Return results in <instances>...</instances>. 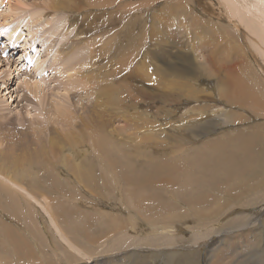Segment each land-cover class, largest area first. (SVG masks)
I'll return each mask as SVG.
<instances>
[{"label":"rangeland","instance_id":"1","mask_svg":"<svg viewBox=\"0 0 264 264\" xmlns=\"http://www.w3.org/2000/svg\"><path fill=\"white\" fill-rule=\"evenodd\" d=\"M22 1L24 2L25 6L21 5V7L23 6V8L20 9L19 16L22 18H26V16H29V15L33 18L35 17L38 19L40 25L43 24L45 19H47V20L51 19L50 23L55 22V24L57 25V32H58L59 36H63L62 42L65 44L66 43H71V44L74 43V44H77L76 47L81 48L83 46H86L84 49L85 51L86 50L94 51L95 49L92 48L90 46V44H91L92 40H97V38H98L97 45L99 46V48L100 47L102 48V50L101 49H99V50H101L102 53H103V49H104V51H106L103 54L102 53L99 54V58H100V59L98 58L100 61L99 65L103 64V62H105V61H106V64H104L103 68H101L102 65L100 66V70H102L103 74L99 70L98 72H95L94 77L98 78V76H99V79H101V76H102V79H101L102 82L99 81L98 83H95L89 79L90 82H89V80H87L88 83L86 81H84L83 83L87 84V86L89 84V87L92 85H93L92 87H95L96 85H98L100 87H103V89H104V86H106L107 83L109 82L108 80L110 78H112V80L110 79V82H112V83L109 84V86L111 87V90L109 89L110 88L109 86H108L109 88L105 89L106 93L108 95L109 94L110 95L105 96L106 93L104 92V90H101V91L104 92L105 94L102 92H101V94L99 93L100 96L102 94L105 96L104 97L102 95L101 101H99V102H101V104H100L101 109L98 108V107H100L99 103H96V106H92V107H96V108L100 109L105 115H110V116L113 115L114 118L116 119L114 123L116 125H121L120 128L118 129L119 130V136H118L119 138L117 139V145H116L117 153H116V151H114L113 155H115V156L118 155V158L124 157L123 160L120 159L121 162L128 163V165H126L127 168L125 170L129 174L132 173L131 174L132 178L136 179V181H137L135 183L130 182V180L132 179L131 178L129 180V182L132 184V186L135 188H137L138 186L144 187V189L140 193L141 197H143V196L145 197L143 199L144 200L143 207H146V208L148 206L153 207L154 209L152 211L157 212V213L155 212V214L163 213L166 209L177 208V210H179L182 214L184 213V211H186V213L189 216L186 218H172L171 220L168 218L166 220L160 219V218L155 219V218H151V216L147 217L146 215H145L146 219H143V217L139 216L140 217L139 219H142L139 221L140 224L138 227V229L141 233H138L137 236L140 235L139 238L145 239L146 243L147 242L148 243L144 246H141L139 244L137 245V243H139V242H137L138 239L135 238L134 234H132V236H131L132 240L130 238L129 239L127 238V240H123V244H120L119 246H115V250H113V251H110L114 247V245L111 243V241H114L115 239H117V237H112V238L110 237L113 231L112 230H110V231L105 230L106 232L105 231L100 232V226H99L100 223L98 221L95 222V220H92L93 221L92 222L93 223L92 231L94 233V237L97 239L95 245H90L89 243H86L87 237H85L81 234H75V233L70 234L71 233L70 231H68L69 233H67L70 237V240L73 241L75 246L79 247V245H77L76 243H80L81 246L84 247V249L88 248L87 250L91 251V254L87 253V256L79 255L78 253H74L73 251L70 252L67 248V250L64 249V251H66L65 257H67V259H69V256L72 257L71 258L72 262H68L66 260V258L64 257L63 253L61 252V253H59V259L62 260V262H60V263L61 264H90V263L92 264L94 262L100 261L103 257H111V256H114L113 254L116 255V254L126 253L128 255V260L126 263H123V264H128V263H130V264H208V255L210 252V248L213 249V247H214V248L221 249V250L224 249L223 244L226 241L227 242L230 241V238H231L230 233L231 232L237 231V233L239 232V234H241V232H243V233L246 232V229H247L248 230L247 233L252 235L251 240H253L254 237L256 236L255 238H256V240L258 239L259 243L257 242L256 244H253L254 246L250 245L249 248L247 246L243 245L244 246L243 249H241L237 252H233V254L225 252L226 254H224V255L228 256V257H226L228 259L229 258L237 259L240 257L239 261H242L244 264H261V263L263 264V262H264V184H261V183L258 184L259 181L258 182L253 181L256 184L252 183V189L248 190L247 193L245 192V194H243V196L238 197L237 200H236V198H234L235 196L233 194H234V192H236L235 187H236V190H237V188L238 189L240 188L239 183H240V181H242V179L245 180L251 176H258L261 174V170L264 169V128H263L264 113H263V116H261L260 112L256 111L252 104H247L245 107H233V108L229 107L230 102L226 98H224L220 95V92L218 89V83L222 82V79H223L222 77L225 76V75H223V73H221L222 75L221 74L219 75L220 77H217V76H208V77L202 76V77H200V79L197 80V82H195V83H198V86L196 84L195 87H194V85H193V87L196 90L195 93L199 94L201 97H197L195 99L193 98L194 96H192V98H187L184 95H181L180 97L174 99L172 102H169V101L163 102L161 99H158L155 101H150V100H146V99L137 98L140 100L138 103L139 105L137 106L136 103L132 104V102L129 100V99H131L133 102H135L134 96H128L129 92L136 94V92L134 90L135 87L147 90L151 93H153V92L155 93L157 91V87L167 88L172 83V80L174 77L171 76L170 78H172V79L168 78L167 72L165 70V64L169 61L171 63H174V62L177 63L178 62L177 55L181 51L182 52H189V53H192V55H193L195 53L194 48L200 47L199 50L197 48L196 57H199L200 59L203 58L204 61L202 63H207V62H209L208 60L211 59L215 62H218V65L222 66L224 71H226V72L229 69L233 70L232 68L235 67V69L233 71H235L236 75L241 79V81L245 84V86L249 88V91H251L253 94L259 95L260 97H264V37H263V39H260V38L256 37L257 36L256 34H254L252 32H248V30L245 28V26H248L251 23L250 16H246V19L244 20V23L242 24L243 25L242 26L241 23L239 24V20H237L238 19V13H236L234 16L237 15V18H234V16H233L231 18V20H232V22L234 21V19L237 20V21H234L233 23L236 24V22H238L239 25L236 24V26H234V24L231 23V21H228V16H227L226 12L225 11L222 12L223 7L218 4L219 0H189V1L188 0H182V2H181V0H122V1L116 0L114 3H108V5H105V4L102 5L101 4L100 7L99 6L98 7L94 6L92 8L84 7L79 12H77V11L72 12L71 10H64L63 12L60 11L58 13H56V12L54 13L51 10H46V11H43L41 13V15L36 14V12H32V10L36 9V6H37V3L39 2V0H25V1L22 0ZM79 1L84 2V3H88L90 0H86V1L85 0H79ZM98 1H100V0H98ZM126 1L131 2V3L134 2V4H136V7H134V8H136L134 10V12H137V13H144L145 12L142 15L143 16L145 15L144 16L145 18H147V16H148V19H144L146 21V26H145V23L140 22L141 21L140 17L133 15L134 18H137V21H135L134 19L132 20L130 15L128 17L126 16V12L124 11V9H126L128 7H125V6L119 4V2H122L124 4V3H126ZM141 1L143 2V4ZM146 1L148 3H144ZM199 1H201L203 3H199ZM221 1H223V0H221ZM8 2L12 3L11 0H9ZM204 2L207 3L208 6ZM29 3H31L30 5H32L31 8H29L30 5L27 6ZM15 4H16V2H15ZM214 4H216V5H214ZM0 6H1L0 7V16H1L3 14L1 10L4 9L5 5L2 6L0 3ZM172 6L174 9L172 8ZM205 6H207V7H205ZM209 6H210V8H209ZM230 6L232 8H235V6H233L232 3ZM168 7H169V9H168ZM144 9H146V10L143 11ZM212 9H214V10L212 11ZM219 9L221 10V13H223L224 15H220V14H219L220 16L214 15V11L216 13H220ZM171 10H173V11L171 12ZM208 10H209V12H208ZM18 11L19 10H17L15 13L14 12H9V13H11V14H13V16H15L16 13H18ZM120 11H122V12H120ZM119 12H120V14H119ZM129 13H130V11H128V14ZM244 13H248V11L245 10ZM56 14H57V16H56ZM182 14H183V16H182ZM186 14L188 15V17ZM191 14H192V17H191ZM194 15H195V17L196 16L197 17L195 18ZM38 16H41V17L39 18ZM120 16H121V18H117ZM171 16H172V21L175 23L174 26L168 27V28L164 26V28H163L162 25H165L166 23L163 24L162 21L167 22L170 19V18L167 19V17H171ZM181 16H182V18H180ZM193 17L196 19L197 22L195 21V19H193ZM33 18L31 20H29V17L24 19L25 20L24 24L26 26L30 27L31 22L34 20ZM158 20H160V22ZM177 20H187L188 24H189L188 25L189 28L187 27V29H189V32H187L188 31L187 29H183L184 30L183 31L179 27V25L176 23ZM255 21L256 20L254 19V22ZM154 22L155 23L158 22V23L155 24ZM219 22H220V24H219ZM96 23L98 24L97 30L96 29L95 30L89 29V28H92L91 25H94ZM36 24H37V22L35 23V27H36ZM142 24H144L145 29H147V30L144 29V35L145 36H142L143 32L140 30V27H141L140 25H142ZM191 24H193L192 26H194V27H192ZM2 25H0V29H1ZM131 25H132V27H131ZM47 26L44 27V31H43L44 34H42V35H43V37L45 36V39L47 38L48 42H49V41L54 40L55 37L49 35L50 32L46 29ZM152 26H154L155 30L152 28ZM237 26H238V29L236 28ZM259 26L264 28V25H262V24H260ZM8 27L11 29L10 25H8ZM35 27L33 26V29H35ZM123 27H125V30L127 28V30H126L127 37L126 38H124L120 34V32L118 31L119 28L122 29ZM130 27L133 28V30L135 28L137 29V30L135 29L132 36H130V34H131ZM196 27H198V28L200 27L199 29H201L202 31ZM192 28L193 29L195 28V29L193 30ZM204 28H205V30H204ZM232 28H233V30H232ZM239 28H240L241 33L239 32ZM222 30L224 31V34H223ZM39 31H40V29H38L36 32L33 31V33H32L31 31H29V30L26 31L24 28L21 29L20 26H18L16 33H18V34L20 33L22 35H25L24 39L25 40L28 39V45L30 46V51H29L30 53L28 52V54H26V55L24 54V57L21 61L23 65L19 64V63L15 64L11 60H7V59H2V60L6 61V62L9 61L8 64L0 63V68H1V70H3V72L1 71V73H0L1 76H3L5 74L4 71L8 69L7 68L8 66L11 69V70H9L10 75H9L8 79H3L4 81L5 80L9 81V79H10L9 83L6 82L5 84H3V83L0 84V90H1L0 91V123L3 122L4 125L8 128V130H10L11 128H13L14 131L17 130L14 128L13 123L14 124L18 123V119H21V118L23 120L28 119L27 117H24V115H28L29 117L36 118V119H38V121L46 120L47 117L49 118L48 114H44V112L46 113V110L49 107L53 108V103H50V100H49L52 98L54 99V100L52 99L53 102L56 101L55 103H57L60 100L61 104L63 105V108L64 109L67 108L68 111L70 110L72 112L73 106H74L72 104V102L74 104H76V103L79 104L78 99L80 98V96H74V95H72V93L74 92L73 94L76 95L79 92L78 90L81 91L84 88L85 89L89 88L87 86L82 87L76 83L75 86L78 87V90H77V88L74 89L75 91L70 89L69 94H71V95L68 94L67 95L68 97L64 96L63 93L59 94V92H56V90L58 88H61V86L63 85L62 82H64L66 79V78H62L63 75H61V72H63L62 71L63 67L62 66L60 67L57 65L54 68H50L49 66L48 67L43 66V63L45 61H48L49 59H53L55 57L54 53L57 52V49L60 48L62 44L59 43V44L55 45L53 47V50L51 48H45V46H43V43H42L43 39L41 37H38L36 39V36H37L36 34ZM180 31H181L182 35H181V33L179 34ZM207 31H210V32L207 33ZM262 31H264V30H262ZM262 31H260V33ZM29 32L31 35H34L33 38H31V36H29V34H28ZM110 32L113 35L111 37H110V35H111ZM137 32H139V34ZM163 32L164 33L166 32L165 34L167 36ZM199 32H202V33H199ZM193 33H195V34L193 35ZM197 33H198V35H197ZM242 33H245V34L243 35ZM246 33H247V38L245 37ZM250 33H252V34H250ZM153 34H154V36H152ZM189 34H190V36H189ZM227 34H229L230 36L232 35L233 38L229 37V35H227ZM114 35H116V36H114ZM204 35H206V37H204ZM218 35L221 37H219ZM168 36H169V39H168ZM201 36L203 37V39ZM135 37L137 40L139 39V41H141V42L138 44H135L134 42L132 43V41H128V45L130 46L131 50L136 51L137 56L140 55V54L138 55V51H140V53L142 51L147 52V60H145V61H147L146 63L149 64V62H150L152 64V62H153L154 65H157V70H156L157 72L156 71L154 72V76L152 78H149V79L144 78L142 76V73H140L139 71H136L135 74L131 75V72H129L127 70V68H124L121 71L122 73L125 72V74L124 73L118 74L117 70H115V69L112 70L111 72L109 71V70H111L110 67L115 68L116 63H117V66L119 67L118 64L120 63V61H119L120 57H119V55L115 54L114 52H115V50H117L120 47L121 39H123L125 42H127V40H130L131 38H135ZM143 37H144V41H143ZM208 37H210V38L212 37L211 40H213V38H216L215 39L216 41H214V40L211 41L213 43L212 44L210 42V38L208 39ZM225 37L228 41L225 39ZM248 37H251V38H248ZM253 37H255V38H253ZM160 38H161V40H160ZM31 39H34V40H31ZM253 39H256V40L253 41ZM107 40L111 44L108 43ZM200 40H201V43H204V44L201 45ZM218 40L220 42H218ZM104 41H106L105 42L106 46L104 45L105 43H103ZM154 41H155V43H154ZM156 41L158 42V44H156L157 43ZM172 41H173V43H172ZM222 41H223V43H221ZM249 41H250V43H249ZM3 42H4V39L0 38V48L3 47ZM161 42H164L165 44L162 43L163 45L161 46ZM227 42H228V44H227ZM22 43H24V42H22ZM208 43L211 45H209ZM113 44H115V45H113ZM242 44L244 45V47ZM46 46H47V44H46ZM103 46H105V47H103ZM163 46H164V48H163ZM110 47L112 48V50ZM134 47H136V48L134 49ZM151 47H153L154 49ZM220 47H221V49H219ZM105 48H107L108 50H106ZM192 48L194 51L192 50ZM54 49H56V52ZM213 49L215 51H213ZM74 50H75V48H74ZM74 50H72V51H74ZM200 51H203L205 53V55H204V53H201ZM13 52H17V55H15ZM7 53L10 56H13V58L15 60L19 56L18 55L19 51L17 49H11ZM225 53L226 54L228 53V54L226 55ZM229 53H231L233 55H231ZM77 54H80L83 57L82 51L80 52L78 50ZM113 56H115V57L113 58ZM106 57L108 59H106ZM234 57H235V59H233ZM32 58H34V65L33 66L30 64L31 63L30 60L32 61ZM115 58H117V59H115ZM127 58L128 57H126L124 61H126ZM84 60L85 59L82 58L81 60L78 61V63L80 65H83V67H81V69L79 68L78 71H82V68H84V66H86V65H88V68L93 67V65L91 63H88L89 60L88 61H86V60L84 61ZM109 60H110V62H109ZM114 60H116V62ZM17 61L20 62V60H17ZM111 62H113V63L110 66L108 63H111ZM228 62L232 63V64L230 65ZM13 63L16 65L15 67L13 66ZM135 65H136V68H139V66L141 65L139 57H137L136 61L134 62V66ZM227 65H229V66H227ZM203 66L207 67L208 63L204 64ZM230 66H232V67H230ZM226 68H228V69H226ZM35 69H38V71H36ZM51 70H52V75L50 76V79L47 80V75L51 72ZM148 70H146V77L148 74L152 73V71H150V70L148 71ZM73 71L75 72V70H73ZM73 71H71V72L73 73ZM162 71L163 72L165 71V72L163 73ZM112 72H114V73L116 72V73L114 74ZM172 74H174V73H172ZM115 75H117V76H115ZM119 75H121V76L119 77ZM18 76H20V77L18 78ZM130 76H132V77H130ZM24 77H27V78L28 77L29 78L37 77V79H39V80H44V84L43 83L42 84L45 86V89H46V87L49 88V86H51L52 88L56 87V89H54L55 90L54 92L53 91L50 92V91L46 90L48 93V96L50 98L47 97L48 98V100H47V98L45 97V101H44V98L40 100V98H39L40 93H37L38 95L37 94L36 95H31V94L25 95L22 93V89H25L26 86H24L20 83V81H23ZM104 77L108 82L104 79ZM202 78H204V79H202ZM74 79L67 80V81H69V82L73 81V80H74L73 82L77 81L76 80L77 77H74ZM159 79H160V81H159ZM11 81H14L13 85H12ZM200 82L202 84H200ZM93 83H95L96 85H94ZM5 85H7V86H5ZM111 85H113L114 87H112ZM152 85H154V86H152ZM12 89H15L14 92H12ZM100 89H102V88H100ZM107 90H110V92L108 93ZM207 90L213 95H210V93H207L208 92ZM114 92L120 93L122 95V97H124L123 93L125 92L126 96H128V98H129L128 99L129 101L125 100V99H120V100L115 101L113 99V93ZM9 93H11V94H9ZM200 93H204V94H200ZM46 96H47V94H46ZM72 96H73V98H72ZM182 96H183V98H182ZM103 97L105 98L106 102L102 101V99H104ZM106 97H108V99ZM55 98H57L58 100ZM196 100H198V101H196ZM199 100H202V101H199ZM89 101L92 102V98ZM149 101H150V103H149ZM174 101H177V102H174ZM102 102L104 104L103 107H102ZM152 103H153V105H152ZM105 105H106V109H105ZM111 105H112V107H111ZM108 106H110V110H108L109 109ZM68 107H69V109H68ZM113 107L115 108L114 112H113V110H111V109H114ZM160 107H162V108H160ZM249 108H251L256 113L252 112V110ZM190 110H192V111H190ZM109 111H111V113H114L115 115L114 114L111 115V113ZM210 111H211V114H210ZM135 113L137 115H139L140 117H138ZM222 114H224V115H222ZM142 117H144L145 119H143ZM123 119H125L126 121L125 120L123 121ZM127 119H129V120H127ZM56 121H57V119H56ZM54 124H55V122H54ZM59 125H61L60 123L58 124V127L61 128L62 125L61 126H59ZM223 125H225V126H223ZM17 126L20 128H25L22 125H17ZM177 131H179V132H177ZM17 133H18V131H17ZM191 134L194 136L197 135V136H195L196 138L194 136L190 137ZM31 144H33V142ZM227 147H230L232 151ZM249 147L252 149H250ZM233 151H236V152H233ZM92 152H94V149L92 150ZM244 153H246V154H244ZM232 156H234V157H232ZM153 157H157V158H159L160 161L162 160V162L167 163L166 164L167 167L165 166L164 168L163 167L158 168V170H160V171H156L154 168V165H151L152 170L154 172H150L149 170H146L145 166L147 164V160L149 158H153ZM204 157H205V159H204ZM98 161L100 162V160H98ZM176 161H178L177 164H176ZM169 162H171L172 165ZM231 163H232V165H231ZM55 166L58 169H62L56 164H55ZM166 169H168V170L166 171ZM134 172H135V174H133ZM138 172H139V175H138ZM169 173H172V174H169ZM63 174L65 176H63ZM174 174H175V176H174ZM136 175H137V177H136ZM145 175H150L152 181L143 183L142 177H144ZM219 175H221V176H219ZM202 176H203V178H202ZM225 176H226V178H225ZM204 178H205V180H204ZM62 179L63 180L67 179V181H66L68 183L67 185L72 186L71 188H73V189H72V191L67 192L65 195L63 193L62 195H57L56 197H61V199L67 200L68 204H71V203L76 204L75 207L81 210V212H78V213H81L80 215L85 214V212L88 214H94L96 216H98L99 214H103V213H109V214L113 215L116 211L115 208L116 209L121 208V210H119V212L121 214H124L123 212H126V210L124 208H122L119 205V203H116L117 206L114 205L115 200H117V197H115V200L110 199L107 190L102 191V193H103L102 197L96 196L95 194L90 193L87 189L83 188V186L80 187L78 182L75 181V177L72 175H68L67 171L65 169L62 171L60 177L55 179V182L56 183H62L63 182ZM201 179H202V181H201ZM158 180L160 182H157ZM189 181L191 183H189ZM138 182H140L142 184L137 185L136 183H138ZM168 182L169 183L174 182V183H172V184L170 183L171 184L170 185ZM227 182H230V183L223 185ZM188 183L191 184L192 186L189 185ZM204 183H206V184L204 185ZM147 184H148V186H147ZM155 185L158 187H156ZM220 185H221V187H220ZM70 186H68V189H70ZM190 187H192L193 190H190ZM261 192H262V194H261ZM67 194L69 196H67ZM180 194H182V195H180ZM228 194L231 196H229ZM73 196H75V197H73ZM182 196L183 197L184 196L198 197V198H196L197 199L196 201H202V200H205V201L192 202L191 205L193 207H191L190 203L187 200L183 199ZM52 197H54V196H52ZM224 197L225 198L227 197V198L225 199ZM262 197H263V199H262ZM74 198H76V199H74ZM207 198H208V200H207ZM229 198H231V199H229ZM224 199L228 200V201L223 202ZM233 199H234V201H233ZM230 201L231 202L233 201V202L231 203ZM239 205H240V207H239ZM35 206H36L37 210L34 211V218L36 217L35 219L40 221L42 224H43V220H44V222H46V220L50 222V218L47 216V214L43 210V208H40V206H37L36 204H35ZM208 206H215L217 209H223L224 211H222V213H220L219 215H217L216 217H213L211 219H209L207 217L205 218V215L204 216L203 215H200V216L195 215V213L193 212V211H198V212L200 211L199 208H197V207L203 208V207H208ZM71 208H70V210L74 211V208L72 206H71ZM239 209H240V211H239ZM133 213H136V212L132 211L131 215ZM242 213H244V214H242ZM228 216H229V218H228ZM0 219L4 222V224H7L9 222V224H7V225H11L17 232H21V234H23L24 231H29L30 223L28 221H23V222L11 221L14 219H12L10 216H8L1 209H0ZM157 219H159V220H157ZM251 219H252V221H251ZM148 220H150V221H148ZM172 220H174V222ZM144 221H146V222H144ZM164 221H171L172 223H168V222H164ZM209 221H211L210 224H209ZM12 222L14 224H12ZM121 222H124V219ZM162 222H164V223H162ZM149 223L154 224V225H158L159 223H161L168 229H170V227L173 225L174 226L177 225L178 227H181V233L179 235L175 236V237L178 236V238H173L169 234L165 235L163 233H161L159 236H157V234H156V236H155L152 232H149L150 231V229H149L150 226L148 225ZM46 224H47V222H46ZM19 225H21V226L23 225V226L20 227ZM211 225H213V226H211ZM247 225L249 226V228H247L248 227ZM125 226L128 227V225H124V227L121 228L122 231H117V233H115V234H126L127 237L130 236L132 231L130 228L128 229ZM208 226H210L211 228H207ZM22 230H24L23 233H22ZM143 230H144V232L146 231L149 233H147V235L144 236L145 234L142 233ZM194 230H196V231H194ZM163 231H165V230L163 229ZM45 235L49 236V241H51V242L57 243L56 240H58V241H61L62 243H64V241H62L58 237V235L56 234V232L53 228H51V231L48 230V233L46 231ZM71 237H73V239ZM172 238H173V242L171 241ZM162 239H164V240H162ZM260 239H262V240H260ZM52 240H54V241H52ZM74 241H76V243ZM128 241H129V243H128ZM158 241H159V243H158ZM199 241H200V243H199ZM135 242H137V243H135ZM151 242H153V243L151 244ZM35 244H36V246H38L37 243H35ZM88 246H90V247H88ZM99 246L101 247V249H107L108 252H106V253L102 252L103 253L102 254ZM111 246H112V248H108ZM59 247L62 248V246H59ZM79 248H81V247H79ZM118 248H119V250H118ZM94 249H95V251H94ZM241 251H243V253ZM261 251L263 252V254ZM192 252H194V253L192 254ZM245 252H246V254H245ZM48 253L49 254H45V255L50 256L51 251L49 250ZM99 253H101V254L99 255ZM235 253H237V255ZM94 254H96V255H94ZM258 254L260 255L259 257H258ZM73 255L78 260L73 258ZM244 255H245V257H244ZM88 256L91 258H88ZM167 257H169V258H167ZM196 257H198V258H196ZM60 263H55V264H60Z\"/></svg>","mask_w":264,"mask_h":264},{"label":"bare ground","instance_id":"2","mask_svg":"<svg viewBox=\"0 0 264 264\" xmlns=\"http://www.w3.org/2000/svg\"><path fill=\"white\" fill-rule=\"evenodd\" d=\"M8 1L9 0H0L1 5L2 6L5 5L4 9L1 10L3 14L0 16V22H1L0 25H2L4 23L1 26V29H0V38L4 39L3 47L0 48V50L8 52L11 49H17L19 51V53H18L19 56L17 57L16 60L13 58V56H10L8 54V56H9L11 61H14L15 64L16 63L22 64L21 61H22V59L24 57V54L26 55L30 51V46L28 45V39H26V40L24 39L25 35H22L20 33L19 34L16 33V30L18 29V26H20L21 29L24 28L26 31H28V30L31 31L32 33H33V31L36 32L38 29H40V31L37 32V34H36L37 35L36 39L38 37H41L43 39V41L47 44V46H46V44L42 41L43 46H45V48H51L53 50V47L55 45H57L59 43L62 44L61 47L57 49V52H56V49H54L55 52H56V53H54L55 57L53 59H49L48 61H45L43 63V66H45V67L49 66L50 68H54L57 65L60 66V67L61 66L63 67V70H62L63 72H61V75H63L62 78H66V79H65L64 82H62L63 85L61 86V88H58L56 90V92H59V94L63 93L64 96H67L70 93V89L74 90V89L77 88V90H78V87L75 86L76 83L83 87V86H87V84H84L83 82L86 81L88 83L87 80H89V79L91 81L95 82V83H98L99 81L102 82V80H101L102 76H101V79H99V76H98V78L94 77L95 76L94 75L95 72H98L100 70V66L102 65L101 68H103L104 64H106V61H105V62H103V64L99 65V62H100L99 61V59H100L99 58V54L102 53V51H101L102 48L101 47L99 48V46L97 45L98 38H97V40H92V42L90 44V46L95 49L94 51H91V50H86L85 51L84 49H85L86 46H83V47L80 48V47H76L77 44H74V43L73 44H71V43H66L65 44V43L62 42L63 41V36H59V34L57 32V25L55 24L54 21H53L54 23H50L51 19L50 20L45 19L43 24L40 25L37 18H35V17L33 18V17H31L29 15V16H26V18L29 17V20H31L33 18L34 20L31 22L30 27H28V26H26L24 24V22H25L24 19H26V18H22V17L19 16L20 9L23 8V6H25L24 2L22 0H11L12 3L8 2ZM115 1L116 0H100V1H98V0H90L88 3H84V2H80L79 0H39V2L37 3L36 9L32 10V12H36V14H38V15H41V13L43 11H46V10H51L54 13L55 12L58 13L60 11L63 12L64 10H71L72 12H75V11L79 12L84 7H86V8H88V7L92 8L94 6L95 7H98V6L100 7L101 4L102 5H104V4L108 5V3H114ZM15 2H16V4H15ZM181 2H182V0H181ZM144 3H148V2L146 1ZM199 3H203V2L199 1ZM231 3L233 4V6H235V8H232L230 6ZM30 4L31 3H29L27 6H29ZM119 4L123 5L125 7H128L126 9H124V11L126 12V16L127 17L130 15L132 20L134 19L135 21H137V18H134L133 15L138 16V17L141 18L140 22L145 23V26H146V21L144 19H148V16L146 15L147 18H145L144 17L145 15L144 16L142 15L145 12L144 13L134 12V10L136 9V8H134V7H136V4H134V2L131 3V2H127L126 1V3H124V4L122 2H119ZM142 4H143V2H142ZM205 4L207 5V3H205ZM218 4L223 7L222 12H224V11L226 12V14L228 16V21H231V23H233L234 21L239 20V24L241 23V25H242L244 23V20L246 19V16H250L251 23L250 24L248 23L249 25L245 26V28L248 30V32H252V33L256 34L257 35V36L255 35L256 37H258L260 39H263L264 31H262V30H264V28H262L259 25L260 24L264 25V0H226V1L225 0H223V1L219 0ZM21 5H23V6L21 7ZM214 5H216V4H214ZM31 6L32 5H30L29 8H31ZM207 6H205V7H207ZM172 8H173V6H172ZM209 8H210V6H209ZM146 9H144L143 11H145ZM168 9H169V7H168ZM17 10H19V11H18V13H16L15 16H13V14L9 13V12H14L15 13ZM213 10L214 9H212V11ZM245 10L248 11V13H244ZM128 11H130L129 14H128ZM172 11L173 10H171V12ZM120 12H122V11H120ZM120 12H119V14H120ZM208 12H209V10H208ZM219 12L220 13H216L214 11V15H219V14L220 15H224L223 13H221V10ZM236 13H238V19L237 20L234 19V18H237V15L234 16ZM56 16H57V14H56ZM182 16H183V14H182ZM182 16L180 18H182ZM233 16H234V18H233L234 21L232 22L231 18ZM38 17L40 18L41 16H38ZM187 17H188V15H187ZM191 17H192V14H191ZM194 17H195V15H194ZM194 17H193V19H195L197 16L195 18ZM252 17L256 20L255 22H254V19ZM117 18H121V16L117 17ZM167 19H169L167 22H163L162 21L163 24L166 23L165 25H162L163 28H164V26L167 27V28L174 26L175 23L172 21V16L171 17H167ZM158 21L160 22V20H158ZM195 21H196V19H195ZM36 22H37V24H36V27H35V23ZM156 23H158V22H156ZM176 23L179 25V27L182 30L183 29H187V27L189 25L187 20H177ZM219 24H220V22H219ZM236 24L239 25L238 22H236ZM236 24H234V26H236ZM8 25L11 26V29L8 27ZM192 25L193 24H191V26ZM33 26L35 27V29H33ZM45 26H47L46 29L50 32L49 35L55 37L54 40L48 42V39L47 38L45 39V36L43 37L42 34H44L43 31H44V27ZM91 26H92V28H89V29H91V30H95L96 29L97 30L98 24L96 23V24L91 25ZM140 26H141L140 30L143 32V35L142 34L141 35L145 36L144 35L145 26H144V24H142ZM131 27H132V25H131ZM131 27H130V30H131L130 36H132L133 32L136 29L135 28L133 30V28H131ZM192 27H194V26H192ZM152 28L154 29V26H152ZM196 28H198V27H196ZM236 28L238 29V26ZM126 30H127V28H126ZM126 30H125V27H123L122 29L121 28L118 29V31L120 32V34L124 38L127 37ZM145 30H147V29H145ZM187 30H188L187 32H189V29H187ZM199 30H201V29H199ZM204 30H205V28H204ZM232 30H233V28H232ZM260 31H262V32L260 33ZM208 32H210V31H207V33ZM239 32H240V28H239ZM137 33L139 34V32H137ZM180 33H181V31L179 32V34ZM199 33H202V32H199ZM252 33H250V34H252ZM28 34H29V36H31V38H33L34 35H31L30 32ZM110 34H111V32H110ZM194 34L195 33H193V35ZM223 34H224V31H223ZM242 34L244 35L245 33H242ZM181 35H182V33H181ZM197 35H198V33H197ZM227 35H229V34H227ZM111 36H113V35L111 34L110 37ZM114 36H116V35H114ZM152 36H154V34ZM189 36H190V34H189ZM204 37H206V35H204ZM219 37H221V36H219ZM229 37L233 38L232 35L231 36L229 35ZM245 37L247 38V33H246ZM209 38L210 37H208V39ZM211 38H210V42L213 41V40L216 41L215 40L216 38H213V40H211ZM248 38H251V37H248ZM253 38H255V37H253ZM168 39H169V36H168ZM202 39H203V37H202ZM225 39H226V37H225ZM31 40H34V39H31ZM160 40H161V38H160ZM254 40H256V39H253V41ZM128 41H132V43L134 42L135 44H138V43L141 42V41H139V39L137 40L136 37L135 38H131L130 40H127V42H125L123 39H121L120 47L117 50H115V52H114L115 54L119 55V57H120V59H119L120 63L118 64L119 67L117 66V63H116L115 68H111L110 67L111 70H109V71L111 72L112 70L115 69V70H117L118 74L119 73H121V74L124 73L125 74V72L122 73L121 71H122V69L127 68V70L129 72H131V75L135 74L136 71H139L140 73H142V76L144 78H147V79L152 78L154 76V72L157 70V65H154L153 62H152V64L150 62H149V64L146 63L147 61H145V60H147V52H143L142 51L140 53V51H138V55L139 54L140 55L137 56L136 51L131 50L130 46L128 45ZM143 41H144V37H143ZM22 42H24L25 44L22 43ZM105 42L106 41H104L103 43H105ZM107 42L110 43L108 40H107ZM158 42L156 44H158ZM218 42H220V41L218 40ZM154 43H155V41H154ZM162 43L165 44L164 42H161V46L163 45ZM172 43H173V41H172ZM200 43H201V40H200ZM221 43H223V41ZM249 43H250V41H249ZM202 44H204V43H201V45ZM227 44H228V42H227ZM104 45L106 46V43ZM113 45H115V44H113ZM209 45H211V44H209ZM105 46H103V47H105ZM221 47L219 49H221ZM243 47H244V45H243ZM74 48H75V50H74ZM135 48L136 47H134V49ZM151 48H153V47H151ZM163 48H164V46H163ZM197 48L199 50L200 47H197ZM197 48L196 47L194 48L195 53L193 55H192V53L182 52L181 51L177 55V60H178L177 63H175V62L171 63L169 61L170 63L167 62L165 64V70L167 72L168 78H170L171 76L174 77L173 80H172V83L167 88L157 87V91L155 93L154 92L151 93V92H149L147 90L135 87L134 90H135L136 94H133L132 92L128 93L129 94L128 96H134L135 102H133L131 99H129L128 96H126L125 92L123 93L124 97H122V95L120 93L114 92L113 93V99L115 101L116 100H120V99H125V100L129 99L132 102V104L136 103L137 106L139 105L138 103L140 101L137 98L146 99V100H150V101H155V100L161 99L163 102L164 101L172 102L174 99L180 97L181 95H184L187 98H192V96H194L193 98L195 99L197 97H201L199 94L195 93L196 90L194 89L196 84L198 86V83H195V82H197V80H199L200 77H202V76H205V77H208V76L220 77L219 75L221 73H223V75H225V76L222 77L223 78L222 82L218 83V89H219L220 95L222 97L226 98L230 102L229 107H231V108H233V107H245L247 104H252L254 106L255 110L259 111L261 116H263V113H264V97H260L259 95L253 94L251 91H249V88L245 86V84L241 81V79L236 75L235 71H233L235 69V67L232 68L233 70L229 69L226 72V71H224L222 66L218 65V62H215V61H213L211 59L208 60L209 62H207L208 66L204 67L203 65L207 64V63H202L204 61L203 58L200 59L199 57H196ZM99 49H101V50H99ZM105 49L108 50L107 48H105ZM72 50H74V51H72ZM78 50L80 52L82 51L83 57L80 54H77ZM111 50H112V48H111ZM192 50H193V48H192ZM213 51H215V50L213 49ZM104 52H106V51H104V49H103V53ZM200 52L204 53L203 51H200ZM13 53L15 55H17V52H13ZM229 54H231V53H229ZM204 55H205V53H204ZM231 55H233V54H231ZM114 57L115 56H113V58ZM126 57H128L126 59V61L128 60L127 62L124 61ZM137 57L140 58V63H141L139 68H136V65L134 66V62L136 61ZM82 58H84L86 61L89 60L88 63H91L93 65V67H91V68L89 67L88 68V65H86V66H84V68H82V71H78L79 68L81 69V67H83V65H80L78 63V61L81 60ZM2 59L3 58H0V63H5V64L9 63V61L6 62V61H3ZM106 59H108V58L106 57ZM115 59H117V58H115ZM233 59H235V57ZM17 60H20V62L17 61ZM114 61L116 62V60H114ZM30 62H31L30 64L33 66L34 65V58H32V61L30 60ZM109 62H110V60H109ZM14 63H13V66L15 67L16 65ZM112 63L113 62L108 63V64L111 66ZM229 64L231 65L232 63H229ZM227 66H229V65H227ZM230 67H232V66H230ZM7 68L8 69L4 71L5 74L3 73L4 74L3 76L0 75L1 76L0 77V80H1L0 84L1 83L5 84L6 82L9 83V81H10V79H9V81H6V80L4 81L3 80V79H8V77L10 75L9 70H11V69H10L9 66ZM148 69L150 71H152V73L148 74L147 77H146V70H148ZM226 69H228V68H226ZM35 70L38 71V69H35ZM73 70H75V72ZM1 71L3 72V70H1V68H0V73H1ZM71 71H73V73ZM100 71L102 73V70H100ZM112 73H114V72H112ZM172 73H174V74H172ZM51 75H52V70L47 75V80L50 79ZM115 76H117V75H115ZM120 76L121 75H119V77ZM19 77L20 76H18V78ZM74 77H77V79H76L77 81H75V82H73L75 80ZM105 77H104V79H105ZM130 77H132V76H130ZM71 78L74 79V80L70 81V82L67 81V80H72ZM110 79L112 80V78H110ZM110 79L108 80L109 82L105 79L108 83H107L106 86H104V89H103V87H100V86L96 85L95 83H93L94 85H96L95 87H92L93 85L89 87V84H88L87 87H89V88H86V89L84 88L85 90L83 89L81 91L78 90L79 92L76 95L73 94L74 92L72 91L73 92L72 95L80 96V98L78 99L79 104H77V103L74 104L72 102V104L74 105L72 112L70 110L68 111L67 108L64 109L60 100L57 103H55L56 101L53 102L52 101L53 98H52V99H49V100H50V103H53V108L49 107V108H47L46 113L44 112V114H48V116H49V118L46 116L47 117L46 120L38 121V119H36V118L29 117L28 115H24V117H27L29 120L28 119L23 120L22 118L18 119V123H16V124L13 123L14 128L17 129L15 131H14L13 128L8 130V128L4 125L3 122L0 123V209L3 210L12 219H14V220H11V221H14V222H17V221L18 222L28 221L30 223L29 231L22 230V233H23V231H24V233L21 234V232H17L11 225H7V224H9V222L7 224H4V222L0 219V264H55V263H60V262H62V260L59 259V253L62 252L64 257H65L66 251H64V249L67 250V248H68V250L70 252L73 251L74 253H78L79 255L87 256V253L91 254V251L87 250L88 248H86V247H85L86 249H84V247L81 246L80 243H76V241H74V242L77 245H79V247H81V248H79L78 246H75L73 241L70 240V237H69V235L67 233H69L68 231H70L71 232L70 234H74V233L75 234H81V235L87 237V242L85 241L86 243H89L90 245H95L97 239L94 237V233L92 231V227H93V223H92L93 221L92 220H95V222L98 221L100 223L99 224L100 232L101 231L104 232L105 230H108V231L112 230L113 231L110 237L111 238L112 237H117V239H115L114 241H111V243L114 245V247L110 251H113V250H115V246H119L120 244H123V240H127V238L131 239L132 238L131 237L132 234H134L135 238L138 239L137 242H139V243L135 242V243H137V245L139 244L141 246H144V245H146L148 243V242L146 243L145 239L139 238L140 235L137 236L138 233H141L139 231V229H138L139 224H140L139 221L142 220V219H139L140 217H143V219H146L145 218V215H146L147 217L151 216V218H155V219L156 218H160V219H164V220H166L167 218L171 220L172 218H186V217H189L188 214L186 213V211H184V213L182 214L179 210H177V208L166 209L167 211L165 210L163 213L155 214L156 211L155 212L152 211L154 209L153 207H151V206H148L147 208L143 207V202H144L143 199L145 197L144 196L141 197L140 193L144 189V187L143 186H138L137 188H135V187L132 186V184L130 182L135 183L137 181H136V179L132 178V176H131L132 173L129 174L125 170L127 168L126 165H128V163L121 162L120 159L123 160L124 157L123 158H120V157L118 158V155H116V156L113 155L114 151H116V153H117L116 145H117V139L119 138L118 137L119 136V130L118 129L120 128L121 125H116L114 123L115 120H116L114 118V116L112 115L114 113H111V111H109L111 113V115L113 116L112 117L110 115H105L100 110L101 109V106H100L101 102H99V101H101V97L103 95L102 94L100 96V94L102 92L101 90H104V92L106 93L105 89L109 88L110 87L109 84L112 83V82H110ZM170 79H172V78H170ZM202 79H204V78H202ZM90 80H89V82H90ZM159 81H160V79H159ZM13 82L14 81H11L12 85H13ZM20 83L22 85L26 86V88H25L26 90L22 89V93L23 94H25V95L26 94L36 95L37 93H40L41 95L39 94V98H40V100L44 98V101H45V97L46 98L47 97L50 98L48 96L47 91H50V92L53 91L54 92L55 91L54 89H56V87L52 88L51 86H49V88L46 87V89H45V86L43 85L44 84V80H39V79H37V77H31V78L24 77L23 81H20ZM200 84H202V83L200 82ZM193 85H194V87H193ZM5 86H7V85H5ZM111 86L114 87L113 85H111ZM152 86H154V85H152ZM100 88H102V89H100ZM109 89L111 90V87ZM14 90L15 89H12V92H14ZM110 90H107L108 93L110 92ZM104 92H102V93H104ZM207 93H210V92L208 91ZM9 94H11V93H9ZM46 94H47V96H46ZM200 94H204V93H200ZM69 95H71V94H69ZM106 95H108V94L106 93L105 96ZM210 95H213V94L210 93ZM48 98H47V100H48ZM72 98H73V96H72ZM91 98H92V102L89 101ZM106 98L108 99V97H106ZM182 98H183V96H182ZM55 99H57V98H55ZM102 101H105V98L102 99ZM150 101H149V103H150ZM196 101H198V100H196ZM199 101H202V100H199ZM174 102H177V101H174ZM96 103H99L100 107H98V106L97 107L100 108V109H98L96 107H92V106H96ZM103 105L104 104L102 102V107H103ZM152 105H153V103H152ZM108 107H109V109L108 108L107 109L110 110V106H108ZM111 107H112V105H111ZM162 107H160V108H162ZM68 109H69V107H68ZM105 109H106V105H105ZM249 109H251V108H249ZM111 110H113V112H114L115 108L111 109ZM190 111H192V110H190ZM252 112L256 113L253 110H252ZM210 114H211V111H210ZM222 115H224V114H222ZM137 116L140 117L139 115H137ZM142 118L145 119L144 117H142ZM56 119H57V121H56ZM124 120L125 119H123V121ZM127 120H129V119H127ZM53 121L55 122V124H54ZM59 123L63 127L61 125H59V126H61V128H59L58 127ZM17 125H22L25 128H20ZM223 126H225V125H223ZM263 128H264V124H263ZM17 131H18V133H17ZM177 132H179V131H177ZM192 136H194V135L191 134L190 137H192ZM195 136H197V135H195ZM32 142H33V144H31ZM227 148H229L231 150L230 147H227ZM93 149H94V152H92ZM250 149H252V148H250ZM233 152H236V151H233ZM244 154H246V153H244ZM232 157H234V156H232ZM204 159H205V157H204ZM98 160H100V162ZM53 162L56 165H58L60 168H62L63 170L65 169L67 171L68 175L74 176L75 177V181L78 182L80 187L83 186V188L87 189L90 193H93L96 196L102 197L103 196L102 191L107 190L110 199L115 200V197H117V200H115L114 205L117 206L116 203H119V205L122 208H124L126 210V212H123L124 214H121L119 212V210H121V208L120 209H116L115 208L116 211H115V213L113 215H111L109 213H103V214H99V215L97 214L98 216H96L94 214H88L86 212H85V214L80 215L81 213H78V212H81V210L75 207L76 204H74V203L68 204L67 200H63V199H61V197H56L57 195H62L63 193L65 195L67 192L72 191L73 188H71L72 186L67 185L68 184L66 182L67 179H65V180L62 179L63 180L62 183H56L55 182V179L60 177V175H61L63 170L56 168V166H55V164ZM177 162L178 161H176V164H177ZM169 163H171V162H169ZM166 164L167 163L162 162V160L160 161L159 158L153 157V158H149L147 160L146 166L145 165L144 166H145L146 170H149L150 172H154L152 170V166L151 165H154V168H155L156 171H160V170H158V168H162V167L164 168L166 166ZM171 165H172V163H171ZM231 165H232V163H231ZM167 170L168 169H166V171ZM135 172L133 174H135ZM169 174H172V173H169ZM138 175H139V172H138ZM63 176H65V175L63 174ZM174 176H175V174H174ZM219 176H221V175H219ZM136 177H137V175H136ZM202 178H203V176H202ZM225 178H226V176H225ZM129 180H130V182H129ZM204 180H205V178H204ZM142 181H143V183L152 181L151 180V176L150 175H145L144 177H142ZM201 181H202V179H201ZM253 181L254 182H258L259 181L258 184L259 183L264 184V169L261 170V174L258 175V176H251V177H249V178H247L245 180L242 179V181H240V183H239V185H240L239 187L240 188L239 189L237 188V190H236V187H235V191L236 192H234V194H233L235 196L234 198H236V200H237L238 197L243 196V194H245V192L247 193L248 190L252 189V183H254ZM157 182H160V181L158 180ZM170 183L172 184L174 182H170ZM189 183H191V182L189 181ZM228 183H230V182H227V183H225L223 185H226ZM136 184L138 185V184H142V183L138 182ZM205 184L206 183H204V185ZM254 184H256V183H254ZM189 185H191V184H189ZM68 186H70V189H68ZM147 186H148V184H147ZM156 187H158V186H156ZM220 187H221V185H220ZM190 190H193L192 187H190ZM262 192H261V194H262ZM180 195H182V194H180ZM52 196H54V197H52ZM67 196H69V195L67 194ZM229 196H231V195H229ZM73 197H75V196H73ZM182 198L187 200L190 203V205H191L192 202L205 201V200L196 201L197 200L196 198H198V197H193V196H184V197L182 196ZM208 198H207V200H208ZM74 199H76V198H74ZM225 199H224L223 202H227L228 201V200H225ZM229 199H231V198H229ZM262 199H263V197H262ZM233 201H234V199H233ZM35 204L37 206H40V208H43V210L46 212L47 216L50 218V222L46 220V222H47V224H46V222H44V220H43V224H42L40 221L35 219L36 217L34 218V211L37 210ZM71 206L74 208V211L70 210ZM191 207H193V206L191 205ZM239 207H240V205H239ZM197 208H199L200 211L199 212L198 211H193L195 213V215H198V216H200V215L204 216L205 215V218L207 217L209 219H211L213 217H216L217 215L222 213V211H224L223 209H217L215 206H208V207H203V208L197 207ZM132 211L136 212V213H133L131 215ZM239 211H240V209H239ZM242 214H244V213H242ZM229 216H228V218H229ZM123 219H124V222H121ZM157 220H159V219H157ZM148 221H150V220H148ZM172 221L174 222V220H172ZM251 221H252V219H251ZM144 222H146V221H144ZM164 222L172 223L171 221H164ZM164 222H162V223H164ZM210 223H211V221H209V224ZM12 224H14V223L12 222ZM124 225H128V227L127 226H125V227H127L128 229L129 228L131 229V231H132V233L130 232L131 235L127 237L126 234H115V233H117V231H122L121 228L124 227ZM148 225L150 226L149 227V229H150L149 232H152L155 236H156V234H157V236H159L161 233H163L165 235L169 234L173 238H178V236L177 237H175V236L179 235L181 233V227H178L177 225L176 226H174V225L171 226L170 229L166 228L161 223H159L158 225H154V224L149 223ZM213 225H211V226H213ZM19 226L22 227L23 225L22 226L19 225ZM51 228H53L55 230V232L58 235V237L62 241H64L65 244L62 243L61 241H58V240H56L57 243L49 241V236L45 235V233H46V231L48 233V230L51 231ZM207 228H211V227L208 226ZM247 228H249V226ZM163 229L165 231H163ZM194 231H196V230H194ZM149 232H146V231L144 232V230L142 231V233L145 234L144 236H146L147 233H149ZM233 232L230 233V235H231L230 241L227 242L225 240L227 243L225 242L223 244L224 249L221 250V249H217V248H214V247H213V249L210 248V252H209V255H208V264H244L242 261H239L240 257L237 258V259H235V258H233V259L232 258H229V259L226 258L228 256L224 255V254H226L225 252L233 254V252H237V251L243 249L244 246H247L249 248L250 245L256 244L258 242V239L256 240V238H255L256 236L254 235L255 236V237L253 236L254 239L251 240L252 235L247 233L248 232L247 229H246V232H244V233L241 232V234H239V232L237 233V231L234 232V233ZM71 238L73 239V237H71ZM173 238L171 240L172 242H173ZM162 240H164V239H162ZM260 240H262V239H260ZM52 241H54V240H52ZM200 241H199V243H200ZM35 243H37L38 246H36ZM128 243H129V241H128ZM152 243L153 242H151V244ZM158 243H159V241H158ZM59 246H62V248H60ZM88 247H90V246H88ZM108 248H112V246L108 247ZM100 249H101V247H100ZM49 250L51 251L50 256L45 255V254H49L48 253ZM118 250H119V248H118ZM94 251H95V249H94ZM100 251H101V253L102 252L103 253L108 252L107 249H101ZM241 252L243 253V251H241ZM101 253H99V255ZM193 253L194 252H192V254ZM235 254L237 255V253H235ZM245 254H246V252H245ZM262 254H263V252H262ZM94 255H96V254H94ZM113 255L114 256H111V257H103L100 261H98L99 260L98 259L97 260L98 262H94L92 264H123V263H126L127 260H128V255L126 253H121V254H116V255L113 254ZM259 256L260 255L258 254V257ZM244 257H245V255H244ZM65 258H66V260L68 262H72V260H71L72 257L69 256V259H67V257H65ZM73 258H75L74 255H73ZM88 258H91V257L88 256ZM167 258H169V257H167ZM196 258H198V257H196ZM76 260H78V259H76ZM128 264H130V263H128ZM263 264H264V262H263Z\"/></svg>","mask_w":264,"mask_h":264}]
</instances>
